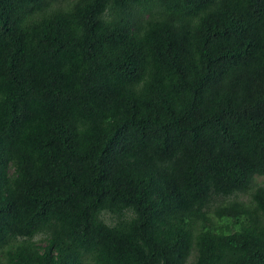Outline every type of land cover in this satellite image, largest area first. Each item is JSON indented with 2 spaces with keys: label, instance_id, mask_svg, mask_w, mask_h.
Masks as SVG:
<instances>
[{
  "label": "trees",
  "instance_id": "1",
  "mask_svg": "<svg viewBox=\"0 0 264 264\" xmlns=\"http://www.w3.org/2000/svg\"><path fill=\"white\" fill-rule=\"evenodd\" d=\"M264 0H0V264H264Z\"/></svg>",
  "mask_w": 264,
  "mask_h": 264
},
{
  "label": "rangeland",
  "instance_id": "2",
  "mask_svg": "<svg viewBox=\"0 0 264 264\" xmlns=\"http://www.w3.org/2000/svg\"><path fill=\"white\" fill-rule=\"evenodd\" d=\"M255 184L264 187V178H257Z\"/></svg>",
  "mask_w": 264,
  "mask_h": 264
}]
</instances>
